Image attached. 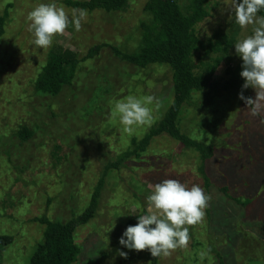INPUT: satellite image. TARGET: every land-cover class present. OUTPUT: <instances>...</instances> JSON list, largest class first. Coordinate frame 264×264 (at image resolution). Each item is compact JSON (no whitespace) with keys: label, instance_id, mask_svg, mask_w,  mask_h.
<instances>
[{"label":"rangeland","instance_id":"374dc122","mask_svg":"<svg viewBox=\"0 0 264 264\" xmlns=\"http://www.w3.org/2000/svg\"><path fill=\"white\" fill-rule=\"evenodd\" d=\"M62 1L0 0V235L13 237L0 264H28L43 239L44 227L34 219L45 215L63 222L79 216L99 180L93 218L75 230L71 264H150L149 251L129 250L119 241L130 217L148 214L149 186L166 179L199 185L212 199L203 221L188 226V246L158 257V264H264V111L251 115L239 98L242 90L252 99L256 92L242 87L243 60L234 46L253 35L254 25L242 29L235 22L234 0H208V17L194 27L193 74L213 69L210 85L219 89L234 77L242 79L241 90L192 93L178 117L183 134L214 150L205 166L207 183L199 175V154L165 134L154 138L139 160L104 176V165L132 151L161 119L172 100V72L166 65L136 68L114 55L141 50L138 26L150 20V0H121L107 10L87 11L80 31L70 24L49 48L37 47L28 13L41 3H56L71 19L74 9ZM175 1L185 11L188 0ZM219 35L234 39L227 53L214 47ZM64 50L78 59L72 83L55 97L36 93L49 53ZM129 95L162 101L159 109L149 105L152 122L135 125L130 133L119 115H111L115 103Z\"/></svg>","mask_w":264,"mask_h":264},{"label":"trees","instance_id":"16d2710c","mask_svg":"<svg viewBox=\"0 0 264 264\" xmlns=\"http://www.w3.org/2000/svg\"><path fill=\"white\" fill-rule=\"evenodd\" d=\"M121 0H63L62 3L71 9L107 10ZM150 14L148 22H141L138 26L141 37V50L138 54H127L115 51V58L133 67L146 69L153 65H166L171 69L172 100L163 112L161 119L149 132L133 147L132 151L120 155L118 158L104 165L105 176L110 169H118L128 160H139L151 141L165 134L182 147L197 152L200 157L199 175L207 183L205 173L206 162L211 160L214 150L197 140L183 134L177 124L183 104L192 93L214 90L231 91L241 90L242 79L232 78L220 89L210 85L213 69H208L203 75H194L192 72L191 52L198 44L194 27L205 20L208 13V0H188L185 11H182L175 0H150L147 4ZM259 15L264 16V10ZM4 33V21L0 17V36ZM214 47L218 51L227 53L234 43L233 38L217 36ZM78 59L69 50L50 52L44 66L38 75L34 90L36 93L55 97L64 87L72 83L78 71ZM262 120V118H261ZM103 180H99L97 188L92 193L85 210L77 217L63 221L52 222L45 215L35 218L44 227L43 239L38 243L28 259V264H71L76 256V247L73 236L78 226L87 224L94 215L99 191ZM225 195L226 188H222ZM50 200L44 204V212L48 209ZM138 215L130 217L126 225L135 226ZM13 242V237L0 235V259L6 247ZM150 264H158V257L149 254Z\"/></svg>","mask_w":264,"mask_h":264},{"label":"clouds","instance_id":"9594fccd","mask_svg":"<svg viewBox=\"0 0 264 264\" xmlns=\"http://www.w3.org/2000/svg\"><path fill=\"white\" fill-rule=\"evenodd\" d=\"M232 10L235 22L243 29L254 25L253 35L248 36L234 46L236 53L242 58V72L245 80L243 89L253 88L255 99L245 97L243 90L239 98L244 101L251 115L258 116L264 111V16L257 14L264 10V0H234ZM88 13L84 9H74L71 19L63 6L56 3H41L28 13L29 31L34 33V44L41 48H49L56 36L65 34L70 24L77 31L81 30L82 21ZM162 106V101L154 96L137 98L129 95L115 103L111 113L113 118L119 115L120 122L126 132H132L133 126L150 124L153 119L152 108ZM153 188L147 197L148 214L138 217L135 226H128L120 244L137 252L149 251L154 258H166L180 248L189 244V227L201 223L205 217V209L212 199L199 185L190 188L176 179H166L162 183L150 185ZM118 255L127 259V253L119 251ZM206 253L201 252V259Z\"/></svg>","mask_w":264,"mask_h":264}]
</instances>
